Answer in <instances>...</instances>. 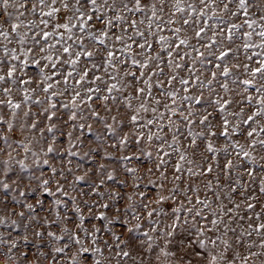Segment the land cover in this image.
Segmentation results:
<instances>
[{"label": "snow or ice", "instance_id": "6c2138e0", "mask_svg": "<svg viewBox=\"0 0 264 264\" xmlns=\"http://www.w3.org/2000/svg\"><path fill=\"white\" fill-rule=\"evenodd\" d=\"M0 154L11 264H264V0H0Z\"/></svg>", "mask_w": 264, "mask_h": 264}, {"label": "rangeland", "instance_id": "374dc122", "mask_svg": "<svg viewBox=\"0 0 264 264\" xmlns=\"http://www.w3.org/2000/svg\"><path fill=\"white\" fill-rule=\"evenodd\" d=\"M25 135H27V133H25ZM92 138L93 137L90 134L89 135V139L91 140ZM13 155H16V153H13ZM50 155H55V154H50ZM16 158L19 159L20 156H17ZM0 159H7V157L4 156L3 154H0ZM70 159H72L73 165H75L78 161L82 162V158H80V157L70 158ZM63 162H64L63 153H61L57 157V159L54 161V164L55 165H59V164H61ZM83 166L86 168V167H88V164L84 163ZM46 168H47V166H45V165H37L34 168L28 169V171L25 173V175H27L28 173H30L32 171H36L37 174H39V169H45L46 170ZM29 195H31V194H29ZM13 218H15V217H13ZM0 231H5V229L3 227H0ZM7 231H11L13 233V235H19L22 232L21 229L13 230L11 228L7 229ZM114 231L120 232L121 229L117 226V228L114 229ZM137 238H139V240L145 239L142 232H136V233L132 234V239L133 240H136ZM125 239H128L127 234H125ZM131 250H132V253H133V259H127L125 261H121V264H133V260H135V258L137 256V251H136L134 245H133V248ZM175 250L177 251V256L175 258H172L169 261V264H188L189 261L191 262V264H199V262L197 261L196 257L192 255L190 250H188V251H185L184 249H175ZM30 259L35 260V257H30ZM21 260H22V258H21ZM0 264H11V262H9L7 260V258L5 257L4 259H0ZM111 264H116V260L113 259L111 261ZM136 264H139L138 260H136ZM146 264H157L153 254H149V257H148V260H147Z\"/></svg>", "mask_w": 264, "mask_h": 264}]
</instances>
